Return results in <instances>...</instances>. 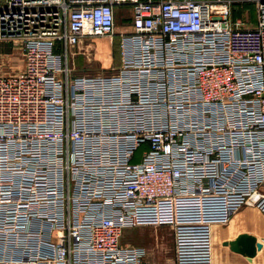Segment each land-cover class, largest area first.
I'll use <instances>...</instances> for the list:
<instances>
[{
	"label": "built area",
	"instance_id": "obj_1",
	"mask_svg": "<svg viewBox=\"0 0 264 264\" xmlns=\"http://www.w3.org/2000/svg\"><path fill=\"white\" fill-rule=\"evenodd\" d=\"M4 40L0 264H145L122 231L165 200L264 213V0H0ZM173 230L175 264H212L210 224Z\"/></svg>",
	"mask_w": 264,
	"mask_h": 264
},
{
	"label": "crops",
	"instance_id": "obj_2",
	"mask_svg": "<svg viewBox=\"0 0 264 264\" xmlns=\"http://www.w3.org/2000/svg\"><path fill=\"white\" fill-rule=\"evenodd\" d=\"M111 44L114 49L115 39ZM174 223L210 224L212 264H264V213L246 206L228 216L218 196L184 198L175 203L165 200L156 207L141 208L135 228L145 231L122 245L142 249L145 264H175ZM241 234L252 235L261 244L254 257L234 252L227 245Z\"/></svg>",
	"mask_w": 264,
	"mask_h": 264
},
{
	"label": "rangeland",
	"instance_id": "obj_3",
	"mask_svg": "<svg viewBox=\"0 0 264 264\" xmlns=\"http://www.w3.org/2000/svg\"><path fill=\"white\" fill-rule=\"evenodd\" d=\"M240 6V5H239ZM243 7V6H242ZM245 8H249L253 10V6L249 4L244 5ZM131 8L124 7L122 9H116V19H117V26L121 28L122 24L127 25L130 23V14H131ZM233 19H245L249 20L255 19V13L252 12L251 15L248 13H242L234 12L233 13ZM108 38H103L100 40H94L92 43L96 44L98 47L97 53L95 55L96 58H99L98 60L102 61V63H106V54H107V48L105 47V44L109 43ZM115 59L117 57V48H118V39H115ZM21 46L22 43L20 40H4L0 41V75H6V74H13L17 71H20L23 67V60H22V54H21ZM56 54L61 53V48L57 46L55 48ZM81 58H78L76 61L77 65H82ZM95 63V62H94ZM101 63V62H100ZM143 226V225H142ZM147 227V225L143 226ZM150 227V226H149ZM151 228H148L150 230ZM145 230L143 228H126L122 231V238H121V244H127L131 243L134 239L135 235L142 234ZM149 232V231H148ZM150 232L153 233V230ZM163 246V244H162Z\"/></svg>",
	"mask_w": 264,
	"mask_h": 264
},
{
	"label": "water",
	"instance_id": "obj_4",
	"mask_svg": "<svg viewBox=\"0 0 264 264\" xmlns=\"http://www.w3.org/2000/svg\"><path fill=\"white\" fill-rule=\"evenodd\" d=\"M227 245L234 252L244 255L248 258L255 256L256 251L261 248L255 237L248 234H241L235 240L227 242Z\"/></svg>",
	"mask_w": 264,
	"mask_h": 264
}]
</instances>
